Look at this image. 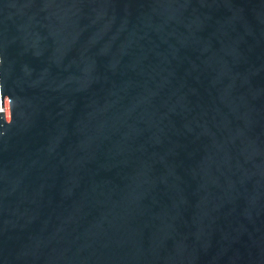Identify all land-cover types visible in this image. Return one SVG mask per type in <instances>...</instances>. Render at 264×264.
<instances>
[{"label":"water","instance_id":"1","mask_svg":"<svg viewBox=\"0 0 264 264\" xmlns=\"http://www.w3.org/2000/svg\"><path fill=\"white\" fill-rule=\"evenodd\" d=\"M0 264H264V0H0Z\"/></svg>","mask_w":264,"mask_h":264}]
</instances>
